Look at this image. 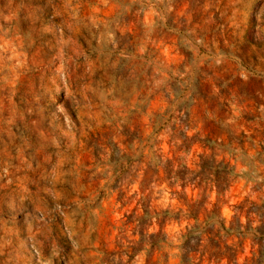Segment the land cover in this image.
I'll list each match as a JSON object with an SVG mask.
<instances>
[{
  "label": "rangeland",
  "instance_id": "obj_1",
  "mask_svg": "<svg viewBox=\"0 0 264 264\" xmlns=\"http://www.w3.org/2000/svg\"><path fill=\"white\" fill-rule=\"evenodd\" d=\"M192 203L264 264V0H0V264H178Z\"/></svg>",
  "mask_w": 264,
  "mask_h": 264
},
{
  "label": "trees",
  "instance_id": "obj_2",
  "mask_svg": "<svg viewBox=\"0 0 264 264\" xmlns=\"http://www.w3.org/2000/svg\"><path fill=\"white\" fill-rule=\"evenodd\" d=\"M156 125H157V123L154 121L153 126L156 127ZM187 171L190 173L194 172V171L189 170V169H187ZM186 172H179L178 171L173 176H171L172 174L170 173V176L168 177L169 179H172L170 185L181 182L182 186L186 187L188 184L196 183L197 177H199V176L198 175L189 176ZM201 181H199V183H197L198 187H202V183H206L205 185L206 186L211 185V188L213 186H216L219 188V182H217V180H210V179L206 178V179H202ZM195 206H196V203H192L190 205L192 211L189 213H183L182 211H177V212L165 211L163 213L164 214V216H163L164 222H166L167 220L180 221L181 216L186 217L187 219H192L194 221V224L192 226L186 228L185 232L181 233V235L179 237L181 244L174 245L172 242H169L166 238H163L161 240V242L157 241L156 237L158 235H155V234H151L149 236V238L152 240V242H151L152 248L158 249L161 246L160 243H163L166 246L176 247V248L180 249L179 254H175V256L179 257V259H180V262L178 264H196V260L198 259L196 257V255H197L198 251L194 248L195 247L194 245H191V243L193 241H195L196 245H199V244L202 245L203 234L212 233L216 226L218 227L217 232H216V236L220 235L222 233H224L225 235H228V234L230 235L231 232L236 233L238 235H242L244 233L240 228H236L235 230H233V228L227 227L224 220H222L218 217L216 218V216L211 212H208L205 215L204 220L200 222L199 215L196 214L193 210V208ZM145 216H147V217L150 216V213L147 209L145 210ZM219 247L220 246L217 244V246H214L213 248L216 249ZM225 248H227V246H225ZM221 253L222 252H220L218 250L217 253L214 255L217 256ZM223 257L225 258V256H223ZM223 257L221 259H223ZM228 259H229V257H228Z\"/></svg>",
  "mask_w": 264,
  "mask_h": 264
}]
</instances>
